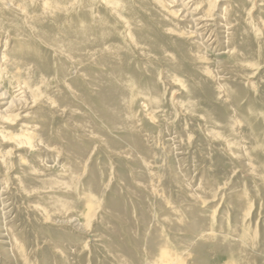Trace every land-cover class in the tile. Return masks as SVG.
Masks as SVG:
<instances>
[{"label": "bare ground", "instance_id": "6f19581e", "mask_svg": "<svg viewBox=\"0 0 264 264\" xmlns=\"http://www.w3.org/2000/svg\"><path fill=\"white\" fill-rule=\"evenodd\" d=\"M91 1L93 3L89 4ZM160 1L157 6L158 10L154 8L155 14L152 18L163 14L180 22L183 30L180 29L177 32L190 35L191 39L188 44L194 48L190 50V54L185 52V58L192 65L193 70L218 84L220 99L224 98L226 93L229 95V99L222 103L224 107L217 109L218 113L213 114L202 111L197 104V98L194 97L195 87L189 88L187 90L188 101L182 106L178 103L179 114L200 116L206 125L205 132L202 134H208L212 140H221L222 146L232 152L237 145V137L226 109L233 107L232 104L237 100L235 90L240 88L237 77L243 74L247 67L242 56L250 57L251 65L264 62L262 46L250 37L247 39L246 34H236V27L240 26L242 20L241 12L245 10L243 4L245 0H221L223 5L218 8L220 13L217 14L213 11L216 7V0ZM131 2L132 0H0V43L4 48L0 51V75L5 76L9 72L12 73L11 68L16 69V72L12 74L14 95L2 89L0 85V122L9 124L17 121L21 128L19 133L0 131L2 140L13 143L14 147L22 152V149L36 151L39 145H48L45 140L53 141L57 138L59 132L56 131L57 133L53 134L54 132L52 133L46 125L41 126L34 122L38 117H44L43 115L36 111L24 114V110L36 105L38 100H43V102L46 100L48 102L45 104L56 109L57 112H54L56 116L68 113L67 120L71 129H79L82 139L94 141L98 147L93 166L96 172L91 176L94 179L93 184L89 185L87 190H80L85 194L86 212L83 219L81 217L80 220L75 219L72 222L75 226V234L79 236L75 235L77 236L75 240H70V238L62 241L61 244H64L62 246L55 245V241L48 235L46 240H51V245H49L55 249L52 253L39 252L40 234L36 233L37 242L33 236L28 239L26 236L28 235V224L23 221L15 196L13 197L14 187H11L10 183L0 181V264H104L103 259L107 260L108 264H255L259 259L256 246L252 245L250 239L246 237L245 239L239 233L236 235L239 238L237 243H227L230 239H228L230 235L227 229L228 221L225 222L223 219L224 212H220L221 210L217 208L219 206L216 205V209L212 206L216 198L219 197L220 200L224 196L219 193V187L215 191L214 186L211 185V182L215 180L210 181V176L202 172L199 186L190 187L185 195L189 203L186 205L184 199L179 198L177 201H172L165 190L167 188L158 187L161 181L157 182V179L162 178L164 180L162 182H165L166 174L157 177L153 175V172L151 173V169H148L147 157L153 154L150 149L155 146H151L142 128L146 126L144 125L146 122L158 118L154 114L163 111L159 105L163 101L161 82L164 80L169 84L177 82L178 77L176 76L183 66L178 58L167 50H163L159 40L148 36L149 32L146 33L148 28L139 29L143 28V24L135 18V7ZM139 2L145 5V0H139ZM100 4L108 10L107 19H113L111 25L106 24L109 26L107 30L102 17L94 15V9L97 6L100 7ZM258 6L257 10L264 12V0H259ZM8 14L15 17L14 24L3 19L9 16ZM115 19L122 22L125 30L119 28L121 23ZM178 22L176 25L179 26ZM23 24L29 34L23 31L24 27H21ZM94 30H100V36L95 39L91 38L94 37ZM144 37L150 40L155 53H163L162 57L166 60L165 67L161 65V69L149 70L145 67L139 69L137 65L135 67L122 65L121 59L117 56L122 51L119 43L125 39L136 41ZM7 40H12L16 47L14 50L17 53L12 55L15 58L13 60H8L5 52ZM107 40L112 43L107 44ZM39 41L51 47L53 56L61 59L60 67L65 72L71 60L85 61L81 63L73 61V66L80 65L79 70L74 72L75 75L78 74V79L66 82V92L54 91L49 86L46 87L50 77V63L48 65L38 62L45 68L44 72L40 68V73H38L35 62L27 63L21 60L22 55L27 57V61L40 58L39 56H47L41 54ZM86 43L94 44V47H90L91 54L84 52ZM213 44H216V49L219 51L216 54L218 60L215 66L211 65L213 62L206 56V48ZM140 50L142 56L148 57V52L144 48ZM227 56L230 57L226 58ZM83 65H87L86 71L82 70ZM237 67L241 68V71H238ZM74 69L76 70V67ZM141 69L146 77L140 72ZM63 78L60 76V79ZM79 79L82 82L78 81ZM229 81L227 85L224 84L227 87L226 90L221 82ZM43 86L50 91L48 92L46 88L42 89ZM52 92L66 95L60 94L62 98L60 99L52 95ZM63 101L69 104V111L60 109L59 104ZM198 111L203 114H197ZM20 119H22V124L19 122ZM245 121L249 125H257L253 119ZM234 125H241V122L236 120ZM261 129L264 131V122L261 124ZM169 131L172 130L168 126H163L159 134H162L164 142L168 143L167 146L174 155L180 156L182 155L180 135L176 131L172 135ZM41 136L40 143L35 141ZM68 139L67 152L59 151L56 147L48 148L50 156L43 162V169L47 170L51 167L48 161H60L61 155L69 163L77 161V164L85 163L90 159V151L83 142L77 138L68 137ZM155 140L151 138L152 142H156ZM260 143V141L256 143L255 150H264L260 147ZM218 146V150L221 149ZM241 153L245 158L239 162L249 170L248 157L250 154L247 151L245 153L244 149H241ZM102 155L107 159L108 157L112 159L116 155L126 159L124 165L129 167L130 170L127 171L134 178H130L127 173L125 178L121 177L127 184H124V189H120L118 185L119 189L109 190V187L103 184L105 173L103 174L100 170V166L102 170L105 166L102 162L100 163ZM6 161V159L0 161V166H5ZM251 170L254 168L250 169V172ZM254 171L257 176L259 171ZM260 175L262 176L261 173ZM76 176L75 168L67 171L66 177L70 188ZM142 177H150L151 185H146L148 183L143 182L145 179L143 178L142 181ZM129 181L133 182L129 183ZM189 184L191 182H187V185ZM23 188L25 189L23 196L31 198L36 195L35 197L40 198L41 192L38 190H30L26 186ZM243 196L245 197L244 194ZM238 204L241 203L238 202ZM242 206L244 208L245 204ZM22 208L29 210V206ZM41 211L48 217L54 213L51 207L42 208ZM238 213L240 215L239 210L236 209V214ZM97 222L101 224L102 232L92 235L91 240H82L81 233L85 230L89 231ZM240 231L238 229L236 232ZM209 243L224 245L226 255L224 261L219 262L211 256L213 255L211 251H204V246ZM216 254L219 253H214ZM262 264H264V259Z\"/></svg>", "mask_w": 264, "mask_h": 264}, {"label": "rangeland", "instance_id": "374dc122", "mask_svg": "<svg viewBox=\"0 0 264 264\" xmlns=\"http://www.w3.org/2000/svg\"><path fill=\"white\" fill-rule=\"evenodd\" d=\"M159 2L161 1L145 0V5H143L142 2H139V0H132L131 4L133 5V7H135V18L137 19V21L143 24V28L139 29L143 30L144 28H148L146 30V33L149 32L148 36H152L153 38L159 40L161 42L160 45H162L164 48L163 50H167L175 58H178L183 68L176 76V78H181V81L177 78V82H172V84L165 82V80L161 82V86H163V101L159 105L164 112L162 111L160 113L154 114L158 118H156L154 121L146 122L144 124L146 126L142 128V131L146 134L151 146H155L154 148L151 147L150 149L153 154L147 157V159L149 160L148 169H151V173L153 172V175L157 177L166 174L167 180L165 182H162L164 181L162 180V178L157 179V182L161 181L159 182L160 184H158V187L163 186L164 189L167 188L165 190L171 197L172 201H177L179 198L184 199V203L186 205H188L189 203L185 199V195H187L188 189H190V187L194 186L195 188H197V186H199V183L201 182L200 179L202 172L204 174L206 173L207 176H210V181L215 180V182L212 181L213 184L211 182V185L214 186L215 191L219 187V193L224 196L220 198V200L219 197L216 198L215 202L212 203L214 204L212 206L214 209H216V205L219 206L217 208L221 210L220 212H224L222 214L223 219L225 220V222L228 221L227 229L230 232L228 239H230L227 240V243H237L239 241V238L236 236L238 235V233L242 237L250 239V242H252L253 246H256L255 249L259 254V259L255 264H262V261L264 259V150H255L254 147L256 143L260 141V147L264 148V131L261 129V124L264 122V114H262L264 112V110H262V107L264 106V62L251 65L250 63L252 59L246 55L242 56L244 62L247 64V67L245 72L243 74H239L237 77L239 81L238 84L240 85V88L235 90V96L237 100L234 104H232L233 107L230 106V108L227 107L226 109L229 113L231 122L233 123L232 126L234 127V132L236 133L237 137V145H235L234 150H232V152L230 150L228 151L222 146L223 142L221 140H212V138L208 134H202L205 132L206 125L204 123V120H202L200 116H182L179 114L178 108L185 104L184 102L188 101L187 90L189 88L195 87L196 90L194 97L197 98V104L200 106L202 111L213 114L218 113L217 109H221L222 107H224L222 106L224 105L222 103L229 99V95L226 93L225 97L220 99L217 88L218 84H216L212 80L210 81V79L203 74H197V72L193 70L192 65H190L189 61L185 58V52L187 51L190 54V50L192 51L194 50V48H192L188 44L191 39L190 35L177 32L180 29L183 30L182 26H180V22L172 20L171 18H168L163 14L152 18V16L155 14V10H158L157 6L159 5ZM92 3L93 1L89 2V4ZM101 4L100 7L97 6V8L94 9V15L97 14L96 16L102 17V20L105 23L104 26H106L107 30V27L109 26H107L106 24L111 25V21H113V19H107L108 10H105L101 6ZM243 4L245 10L241 12L242 15L240 16V18H242V20L240 22V26L236 27V34H246L247 39L250 37L254 41L258 42L264 50V12H259L257 10V8L259 7V0H245ZM222 5L223 4L221 0H216V7H214L213 10L214 13H220L218 8H220ZM36 8H38V6ZM3 19L9 20L13 24L16 20L15 17L11 15L6 16ZM116 20L121 23V25L119 24V26H121L119 28L125 30L122 22L119 19H115V21ZM176 22H178L179 26L176 25ZM21 27H24L23 31L25 30L26 33H28L24 24ZM99 32L100 30H94V37L91 38H98L100 36ZM106 43L110 44L112 43V41L107 40ZM39 44L41 54H45L47 56H39L40 58H32L30 61H27V57L22 55L21 60L26 61L27 63L35 62L38 67L36 68L38 70V73H40V68L43 72L45 69L41 66V64L39 65V63H47L48 65L50 63L51 67H49L48 65H44L51 68V71L49 72L50 77L47 80V82L49 83H45L47 84L46 87L49 86V88L54 91L61 90L63 91V93L66 92V82H69L73 79L76 80L75 78L78 77V74L75 75V73L77 70H79L80 65L78 67L77 65L73 66V61L78 63L85 61H81L82 59L71 60L67 65L66 73L60 67V63H62L61 59H57L58 57L56 58V56H53L51 47L49 45L42 44L40 41ZM119 44L121 45L122 51L117 54V56L121 59L122 65H131L133 67L137 65L139 69L141 67H145L149 68V70H152L154 68L161 69L163 65L164 67L166 66V60H164L162 57L163 53H155V51L152 50L150 40H148V38L146 37L136 41H132V39H125L122 43ZM14 45L15 44L12 40H7L5 52L7 54L8 60L15 59L12 56L13 54L17 53V51L14 50L16 48ZM93 45H88V43H86V45L84 46V52H90L91 54L90 47H94ZM142 48H144L148 52L149 58L140 54V49ZM0 49V51L4 50V48L1 46V43ZM206 49V56L213 62V64L211 65H217L216 60H218V56L216 54L219 53V51L216 49V44H213ZM154 55H156V57ZM229 57L230 56H227L226 58ZM110 60L111 59L109 58V62ZM74 67H76V70L74 69ZM236 69L238 71H241V68L239 67H237ZM10 70L12 71V73L9 72L5 76L0 75V85L2 89L10 91L11 95H14V82L12 81V74L16 72V69L14 70L13 68H11ZM82 70L86 71L87 65H83ZM140 72L143 73V70L141 69ZM60 76L64 78L60 79ZM143 76L146 77V74L143 73ZM78 81L82 82V80L80 79ZM221 83L222 85H227L228 83H230V81ZM43 87L42 89L46 88L45 86ZM224 88L226 89L227 87L225 86ZM50 89L48 90V88H46L48 92L50 91ZM60 94L57 92H52V95H55L62 99ZM47 102L48 101L46 100H44V102L43 100H38V103L36 105H33L31 108L25 109L24 114H26L27 112L30 113V111H36L38 114H41L44 117H38V119L34 120V122H37V124L41 126L46 125L47 128L49 127L50 130H52V133L54 132L53 134L59 132V136H55L57 138H55L53 141L45 140V143L48 145H39V149H37L36 151H27L25 149H22V152H19L20 150L15 148L13 143L2 140V138L0 137V161H4V159L7 160L5 162V166H0V181L3 180L6 182V184L10 183L9 185L11 187H14L13 189L15 190V192L13 193V197L15 196V201L18 204L19 212L21 211V217L23 221L27 222L28 224V235L26 236L28 237V239L33 236L35 238V241L37 242V234H40L41 243L39 245L41 248L39 249V252L41 253H52V251L55 250L54 247H50L51 240H46V237L48 235L49 237L51 236L50 238H52L53 241H55V245H62V241H67L70 238V240L77 239V236L75 235L78 234H75V226H73L72 222L75 219L80 220L81 217V219H83V215L86 212L84 200L85 194H83L81 191L83 189L87 190L89 185L93 184L94 179H92L91 176L92 174H94V172H96L93 169V166L95 165V156L97 154L98 148L96 142L82 139L79 134V129H76L74 127L73 130L71 129L70 124L67 120L68 113L67 115L57 114L56 116L54 114L56 109L45 104ZM178 103L180 106L178 105ZM59 105L60 109L69 111V104L64 103L63 101V103ZM185 107L187 106L185 105ZM197 114L202 115L203 113H200L198 111ZM22 119L19 120L20 124H22ZM249 119L255 120L257 125L247 124L245 120ZM236 120H239L241 122V125H234V123H236ZM18 125L19 124L17 121L15 123L9 124L0 122V131L4 133H19L21 128ZM163 126H168V128L172 130L169 131L172 133V135H174L173 133H175V131L178 133V135H180V153L182 155H174L173 151L167 146L168 143L164 142L162 134H159L161 127L163 128ZM68 137L77 138L80 142H83V144L88 147L90 151V159L85 163L77 164L78 161L69 163L66 162L65 157L61 155L60 157L62 159L60 161H48L51 167L47 170L43 169V162L50 156V154L48 153V148L51 149V147H56L59 151L67 152L69 146ZM152 137L156 139V142L151 141ZM89 139L92 140V138ZM255 139L256 143H254ZM35 141H39L40 143L42 141V136L37 138ZM122 146L119 147L121 148ZM217 146L221 149L218 150ZM241 149H244L245 153L247 151L250 154V156L248 157L250 161L249 170L243 167L239 162L243 158H245V156H243L241 153ZM235 155H237V157ZM104 157L105 156L102 155L100 159V163L102 162L105 166H103V170L100 166V170L103 172V174L105 173L103 175V184H105V186H108L109 190L119 189V186L120 189H124L125 185L127 184L124 181L125 179H121V177L125 178L124 176L126 173L130 178L133 177V175L131 176L130 172H128L130 170L129 167H125L124 165L126 159L122 156L116 155L112 159L108 157V161L107 157H105L106 160ZM178 165L181 166L178 167ZM124 167L127 169H125ZM70 168H75L77 171V176L73 182V185H71L72 188L69 187L68 179L66 177V173L68 170H70ZM253 168L254 170L259 171L257 176L255 175L254 170H251L252 172H250V169ZM260 173L262 174V176L260 175ZM143 178L144 177H142L141 180L143 181L145 179L143 182L147 181L145 182L148 183L146 185L150 186V177H145L144 179ZM131 182L133 181H129V183ZM187 182H191V184L187 185ZM24 186H26L27 189L29 188L30 190H38V192H41L40 198L35 197L36 195L31 196V198L23 196L25 195V193L23 192V190H25L23 188ZM31 192L32 191H30V193ZM243 194L245 195V197L243 196L244 199H242ZM223 201L226 202L223 203ZM228 201L230 203H228ZM238 202H240L241 204L239 205ZM249 202H252V204H250ZM244 204L246 208H243L242 205ZM28 206L29 210L22 208ZM69 206H71V211ZM49 207L53 208L54 212L52 213V215H50V217L44 215L41 211L42 208L48 209ZM239 208L243 210L241 211ZM230 209H232V211ZM236 209L239 210L240 215L239 213L236 214ZM247 209L249 210V212ZM39 212L41 213L39 214ZM73 213L74 215H72ZM71 216L75 218H71ZM241 217L242 219L240 220ZM245 228L249 229L245 230ZM100 229H102V226L97 222L89 231H82L83 233H81L82 236L80 237L83 238L82 240H91L92 235L102 232V230ZM238 229L239 231H241L236 232L238 231ZM255 230L258 231L257 234ZM206 245L203 248L204 251H211V253L213 254L211 256H213L215 260L219 262L225 260L226 255L224 254V245L218 243H209ZM62 246H64V244ZM214 253L219 254L214 255ZM103 262L104 264H108L107 260L103 259Z\"/></svg>", "mask_w": 264, "mask_h": 264}]
</instances>
